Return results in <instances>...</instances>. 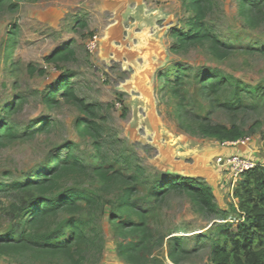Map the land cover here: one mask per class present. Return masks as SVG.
Masks as SVG:
<instances>
[{
  "label": "rangeland",
  "instance_id": "rangeland-1",
  "mask_svg": "<svg viewBox=\"0 0 264 264\" xmlns=\"http://www.w3.org/2000/svg\"><path fill=\"white\" fill-rule=\"evenodd\" d=\"M11 1L19 4L17 11L8 7L0 11V115L20 99L21 106L8 121L21 133L37 130L44 120L51 125L29 140L0 147V183L26 181L53 155L65 153L69 144L91 162L92 141L82 139L78 131L84 115L62 99L52 108L44 101L53 86L68 80L79 97L101 107L97 121L103 128L106 163L139 177L134 200L149 212L155 236L147 264H211L207 239L220 220L204 217L186 195L156 201L151 191L155 181L168 174L198 177L213 188L218 206L233 214L241 179L223 161L239 156L264 167V53L260 52L264 21L252 28L240 14L243 2L251 0H210L205 23L224 46L216 51L203 43L180 52L173 50V32L187 31L191 15L184 0ZM14 33L15 42L9 46ZM66 45L74 51L71 60L46 61ZM176 64L189 69L184 89L188 112L215 124L240 127L241 140L221 143L184 130L175 107L178 100L160 82ZM209 69L260 94L256 99L246 95L247 108L237 114L214 108L199 93V74ZM189 122L191 126L193 120ZM64 186L100 188L92 178L67 180ZM10 201L9 195L0 194L2 228L10 225L2 211ZM105 204L94 218L95 242L86 264H127L119 258L116 244L132 239L114 231L110 206ZM176 238L184 250L178 262L170 258ZM0 264L42 263L0 257Z\"/></svg>",
  "mask_w": 264,
  "mask_h": 264
},
{
  "label": "trees",
  "instance_id": "trees-1",
  "mask_svg": "<svg viewBox=\"0 0 264 264\" xmlns=\"http://www.w3.org/2000/svg\"><path fill=\"white\" fill-rule=\"evenodd\" d=\"M26 1L35 0H19ZM210 4V0H184L191 17L187 21V31L173 32L174 51L180 52L203 43H209L216 51L224 46L205 23ZM242 5L240 14L250 27L255 28L259 21H264V0H251ZM4 7L17 11L19 4L0 0V11ZM83 26L86 24L83 23ZM13 35L9 46L15 42V33ZM260 52L264 53V47L260 48ZM74 55L71 45H66L48 56L46 61L57 64L71 60ZM31 71L34 73L35 69ZM188 72V68L176 64L160 78L163 88L178 100L175 107L184 130L221 143L241 140L244 132L240 127L215 124L210 119L195 117L188 112L184 94ZM199 79V93L204 100L214 108L231 114L247 108L246 95L256 99L260 94L216 70L202 72ZM230 89L231 93L227 95ZM61 99L84 115L78 122V131L82 139L92 141L91 162L77 154L74 144H69L65 153L53 155L26 181L0 183V194L11 197L10 203L2 210L10 219V225L7 228L0 226V257L19 263L50 264L56 261L60 264H86V257L91 254L95 242L91 236L95 232L94 218L97 213H102L107 203L110 206L109 223L114 231L125 239H132L128 243L116 244L119 258L127 264H147L155 236L150 227L149 212L140 208L134 200L139 193V177L127 175L106 163L102 155L103 128L97 121L101 107L79 97L70 81L65 79L44 96L45 104L51 108L58 105ZM19 100H14L5 108L4 115H0V147L17 140H29L37 133L46 132L51 125L49 120H44L37 130L21 133L8 121L9 116L21 106ZM190 120H193L191 126ZM191 127H194L193 131ZM93 159L96 164H91ZM83 178L96 180L100 185L98 191L64 186L67 180ZM154 184L151 193L156 201H163L172 194L186 195L204 217L220 220L215 232L207 239L211 264H264L263 166L258 165L242 175L237 191L239 203L233 207V214L218 206L213 188L201 178L168 174ZM109 194L113 195L111 200H108ZM173 241L170 258L178 262L184 253L182 241L180 238Z\"/></svg>",
  "mask_w": 264,
  "mask_h": 264
},
{
  "label": "built area",
  "instance_id": "built-area-1",
  "mask_svg": "<svg viewBox=\"0 0 264 264\" xmlns=\"http://www.w3.org/2000/svg\"><path fill=\"white\" fill-rule=\"evenodd\" d=\"M223 165L231 169V171L236 175L237 180L241 179L242 175L246 171L251 170L257 166L246 158L239 156L226 158L225 161H223Z\"/></svg>",
  "mask_w": 264,
  "mask_h": 264
}]
</instances>
